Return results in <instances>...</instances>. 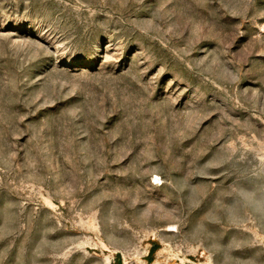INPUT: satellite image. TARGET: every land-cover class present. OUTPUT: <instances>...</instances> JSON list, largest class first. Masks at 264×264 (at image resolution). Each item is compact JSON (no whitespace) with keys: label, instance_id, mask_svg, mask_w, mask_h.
I'll use <instances>...</instances> for the list:
<instances>
[{"label":"rangeland","instance_id":"rangeland-1","mask_svg":"<svg viewBox=\"0 0 264 264\" xmlns=\"http://www.w3.org/2000/svg\"><path fill=\"white\" fill-rule=\"evenodd\" d=\"M0 264H264V0H0Z\"/></svg>","mask_w":264,"mask_h":264}]
</instances>
